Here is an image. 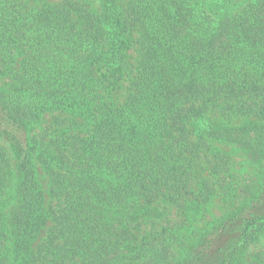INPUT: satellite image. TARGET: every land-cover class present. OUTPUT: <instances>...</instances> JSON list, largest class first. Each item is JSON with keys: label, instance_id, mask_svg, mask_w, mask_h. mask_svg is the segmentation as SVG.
I'll list each match as a JSON object with an SVG mask.
<instances>
[{"label": "trees", "instance_id": "1", "mask_svg": "<svg viewBox=\"0 0 264 264\" xmlns=\"http://www.w3.org/2000/svg\"><path fill=\"white\" fill-rule=\"evenodd\" d=\"M0 264H264V0H0Z\"/></svg>", "mask_w": 264, "mask_h": 264}]
</instances>
